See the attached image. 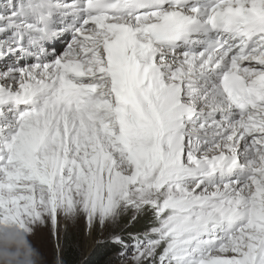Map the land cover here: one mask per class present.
<instances>
[{
  "label": "snow or ice",
  "instance_id": "obj_1",
  "mask_svg": "<svg viewBox=\"0 0 264 264\" xmlns=\"http://www.w3.org/2000/svg\"><path fill=\"white\" fill-rule=\"evenodd\" d=\"M80 218L135 264H264V0H0V221Z\"/></svg>",
  "mask_w": 264,
  "mask_h": 264
},
{
  "label": "trees",
  "instance_id": "obj_2",
  "mask_svg": "<svg viewBox=\"0 0 264 264\" xmlns=\"http://www.w3.org/2000/svg\"><path fill=\"white\" fill-rule=\"evenodd\" d=\"M67 230L64 229L61 237V261L56 264H115L122 260L120 257L119 246L109 244L99 245L96 249H93L92 254L87 258H84L81 241V226L68 222ZM147 226V222L142 220L134 227L122 232L123 238L126 243L130 241L129 233H135ZM115 231L120 232L121 229L117 227ZM109 232L105 235L107 237Z\"/></svg>",
  "mask_w": 264,
  "mask_h": 264
},
{
  "label": "rangeland",
  "instance_id": "obj_3",
  "mask_svg": "<svg viewBox=\"0 0 264 264\" xmlns=\"http://www.w3.org/2000/svg\"><path fill=\"white\" fill-rule=\"evenodd\" d=\"M68 222L61 219L60 221V228L58 233V238L53 235L52 229L50 226L46 225V228H41L39 226H35L34 232L30 234V240L34 247H36L40 254H41V262L40 264H56L60 263L61 261V237L63 231L65 229V225ZM78 227L81 226V241H82V250L84 254V258H87L89 255L92 254L93 249H96L99 239V229H94L89 237L85 236L84 225L85 220L80 218L77 222ZM108 230L104 232V237L107 234ZM131 245L130 242H128ZM115 264H135L133 259V253L131 247L126 256L122 258V260L116 262Z\"/></svg>",
  "mask_w": 264,
  "mask_h": 264
},
{
  "label": "clouds",
  "instance_id": "obj_4",
  "mask_svg": "<svg viewBox=\"0 0 264 264\" xmlns=\"http://www.w3.org/2000/svg\"><path fill=\"white\" fill-rule=\"evenodd\" d=\"M29 237L16 224L0 221V264H40L41 254Z\"/></svg>",
  "mask_w": 264,
  "mask_h": 264
},
{
  "label": "bare ground",
  "instance_id": "obj_5",
  "mask_svg": "<svg viewBox=\"0 0 264 264\" xmlns=\"http://www.w3.org/2000/svg\"><path fill=\"white\" fill-rule=\"evenodd\" d=\"M39 227L46 228V225H40ZM84 231H85V236L86 237H89L90 233L88 232V230L86 228V224L84 225Z\"/></svg>",
  "mask_w": 264,
  "mask_h": 264
}]
</instances>
